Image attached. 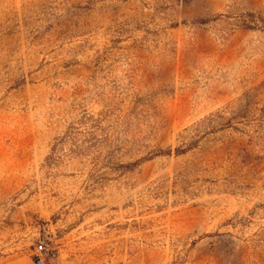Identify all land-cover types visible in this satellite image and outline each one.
Wrapping results in <instances>:
<instances>
[{"label": "rangeland", "instance_id": "374dc122", "mask_svg": "<svg viewBox=\"0 0 264 264\" xmlns=\"http://www.w3.org/2000/svg\"><path fill=\"white\" fill-rule=\"evenodd\" d=\"M0 264H264V0H0Z\"/></svg>", "mask_w": 264, "mask_h": 264}, {"label": "built area", "instance_id": "2783aa9c", "mask_svg": "<svg viewBox=\"0 0 264 264\" xmlns=\"http://www.w3.org/2000/svg\"><path fill=\"white\" fill-rule=\"evenodd\" d=\"M44 249L42 241H38L34 246L33 255L37 263L42 261L41 251Z\"/></svg>", "mask_w": 264, "mask_h": 264}]
</instances>
